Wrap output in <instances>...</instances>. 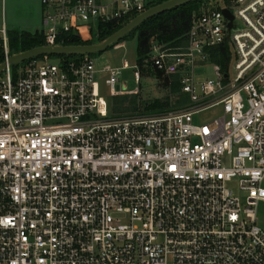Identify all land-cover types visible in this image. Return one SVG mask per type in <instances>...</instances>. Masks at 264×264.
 Instances as JSON below:
<instances>
[{"label": "built area", "instance_id": "built-area-1", "mask_svg": "<svg viewBox=\"0 0 264 264\" xmlns=\"http://www.w3.org/2000/svg\"><path fill=\"white\" fill-rule=\"evenodd\" d=\"M41 4L46 47L150 9L148 0ZM214 5L193 16L184 47L156 44L144 61L178 77L189 99L151 115L112 113L114 97L139 93L121 86L127 62L13 67L1 29L0 264H264V0ZM224 52L225 67L215 62ZM132 69L140 85L142 68Z\"/></svg>", "mask_w": 264, "mask_h": 264}, {"label": "trees", "instance_id": "trees-1", "mask_svg": "<svg viewBox=\"0 0 264 264\" xmlns=\"http://www.w3.org/2000/svg\"><path fill=\"white\" fill-rule=\"evenodd\" d=\"M168 0H159V5ZM226 3L231 0H224ZM209 0H199L188 5L179 7L172 11L157 15L139 26L135 31L125 37L119 44L126 42L129 38H137V64L141 66L143 75H152L164 78L161 73H154L151 67L144 68V61L149 58L154 45H165L168 48L179 49L185 46L186 35L190 29L192 18L195 14L199 13ZM152 2L150 7H154ZM130 21L120 24H102L96 31L91 33H84L82 38H76L73 35H68L67 46H81L93 45L97 42H102L122 29ZM8 40L10 52L18 54L29 51L31 49L41 47L44 43V35L41 32H8ZM1 45V43H0ZM224 56L226 53L224 52ZM93 57V55H91ZM65 61H79L80 56H60L58 57ZM4 62V55L2 47L0 46V64ZM28 62V61H26ZM215 62L222 64L225 67L227 56L221 59H215ZM165 78V88L169 91L168 95L163 100H155L152 103L141 101L138 95H122L114 97L111 101L112 113L114 116H131L137 114H152V113H167L170 110L181 109L182 106L189 102L186 95L181 93L178 77Z\"/></svg>", "mask_w": 264, "mask_h": 264}, {"label": "rangeland", "instance_id": "rangeland-1", "mask_svg": "<svg viewBox=\"0 0 264 264\" xmlns=\"http://www.w3.org/2000/svg\"><path fill=\"white\" fill-rule=\"evenodd\" d=\"M153 5L158 4L159 0H148ZM204 6H210L216 8L214 5V0H209ZM202 7V8H203ZM6 26L7 32L17 31V32H30L36 33L40 31H45L46 28L43 25L42 11H40V0H0V42H1V29ZM99 42L96 41L97 44ZM121 48H110L101 54H95L94 62L99 70L107 66L122 67L125 62H127L130 67L134 68L137 65L138 53H137V38H129L126 42L122 43ZM12 54V53H11ZM19 54V53H18ZM14 55V54H13ZM40 59H47L51 63H60V58L57 56H42ZM14 67V65H13ZM21 66H19L20 68ZM126 69L123 71L121 77V86L123 89L133 90L139 88V96L141 101L152 103L155 100H163L169 93L165 88V78H160L157 76L144 74L140 85L137 84L133 69ZM207 76L215 78L212 70H210ZM173 80V77H171ZM101 80V77H100ZM101 94L107 99H110L109 89L102 87ZM111 104V103H110ZM112 105V104H111ZM179 110V109H177ZM177 110H170L168 112H175ZM221 108L214 110H209L205 113L200 114L195 117V123H208L218 117L221 114ZM151 115V114H143ZM232 189L237 193V184H231ZM259 217L264 221V203L259 206Z\"/></svg>", "mask_w": 264, "mask_h": 264}, {"label": "water", "instance_id": "water-1", "mask_svg": "<svg viewBox=\"0 0 264 264\" xmlns=\"http://www.w3.org/2000/svg\"><path fill=\"white\" fill-rule=\"evenodd\" d=\"M199 0H168L166 2H163L159 5H156L154 7H151L143 14L136 17L134 20H132L130 23H128L126 26H124L122 29H120L118 32L107 38L106 40L99 42L97 44L93 45H81V46H56V47H37L34 49H31L26 52H22L19 54H16L12 56L9 60V64L12 65H19L21 63H24L26 61H30L42 56H68V57H84V56H91L95 54H101L105 52L106 50L115 47L118 45L125 37H127L129 34H131L133 31H135L139 26H141L144 22L147 20L172 11L174 9H177L179 7L188 5L190 3L196 2ZM225 15L229 16L232 20V16L230 15L229 11H224ZM229 28H232V22L229 25ZM6 63H3L0 65V72L5 68Z\"/></svg>", "mask_w": 264, "mask_h": 264}, {"label": "crops", "instance_id": "crops-1", "mask_svg": "<svg viewBox=\"0 0 264 264\" xmlns=\"http://www.w3.org/2000/svg\"><path fill=\"white\" fill-rule=\"evenodd\" d=\"M40 11H42V20H43V18H44V9H43V7H42V4H41V0H40ZM43 25H44V23H43ZM5 26V25H4ZM5 28H6V26H5ZM34 33V32H33Z\"/></svg>", "mask_w": 264, "mask_h": 264}]
</instances>
